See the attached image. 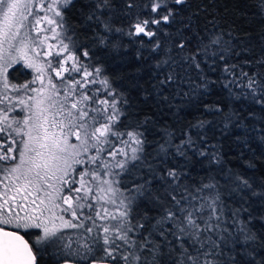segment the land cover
Masks as SVG:
<instances>
[{"label": "snow or ice", "instance_id": "1", "mask_svg": "<svg viewBox=\"0 0 264 264\" xmlns=\"http://www.w3.org/2000/svg\"><path fill=\"white\" fill-rule=\"evenodd\" d=\"M187 3L188 0H171L170 3L169 0H147L144 6L153 15L143 20L137 18L127 32L129 36L142 34L148 37L153 42V53L164 52L156 65L159 70L158 95L173 89L176 96L191 95L201 89L208 91L209 84L214 81L206 75L205 68L215 71L219 60L224 63V88L233 95L237 94L234 88L240 89L239 94L251 97L254 103L264 107V55L255 58L259 72L240 68L237 74L235 69L239 65L229 64L222 37L198 38L193 35L189 39L187 31H179V38L168 49L155 39L159 26L172 24L177 10ZM260 3L264 8V0ZM75 6L76 0H48L47 3L0 0V59H6L3 56L5 46L11 56L5 68L12 62L23 60L26 67L38 73L35 79L41 84L47 68L66 85L64 100L52 113L51 121L47 113L58 103L52 96L60 91L51 78L48 81L50 94L36 100V110L23 122L9 121L7 113L0 116V162H3L0 171L7 173L5 180L9 181L0 194V264H42L43 258L49 254L55 256L57 264H264V237L258 238L246 228H237L239 235L229 239L233 233L226 227L227 205L221 199L219 185L208 182L193 187L183 182L187 180L186 173L167 165L171 139L161 143L156 157L149 160L145 155L142 123L121 130L128 101L111 86L100 66L89 63L91 53L88 47L78 43L67 24L65 13ZM136 6L127 4L128 9ZM108 7V0H97L95 10L87 17L98 25L93 42L98 40L102 46L108 44L103 33L113 31L110 21L102 18L105 15L103 10ZM38 12H51L59 19L47 14L36 15ZM44 21L54 25L50 29L51 36L33 39L31 33L36 32L38 36L39 26ZM190 28V23L184 24V29ZM115 31L123 33L124 29L116 28ZM48 39L58 40L59 47L55 52L58 59H48L53 53L46 51L43 53L46 63L40 64L35 59L41 55L37 48ZM193 41L195 47H191ZM47 47L52 49L55 46L48 44ZM29 50L35 56H29ZM13 52L17 55L13 56ZM231 55L240 53L233 51ZM245 63L251 65L252 61L246 60ZM64 73L69 75L64 76ZM193 73L197 80L194 85ZM161 74L163 78H159ZM97 83L100 88L87 87ZM4 88L19 91L15 85L9 84L6 75ZM31 91L42 94L45 89L32 88ZM101 92L102 96H98ZM168 99L164 96V100ZM45 100L50 103L45 105ZM206 108L222 112L218 105H206ZM57 116L63 119L58 120ZM227 119L231 120V117ZM13 123L17 126L13 127ZM202 126L203 122L197 125ZM57 128L60 135L53 131ZM65 128L69 130L68 134H74L81 141L85 153L89 142L96 152L88 157L95 168H88L87 162L75 156L72 158L75 164L84 163L86 169L78 173L79 187H74L77 181L69 172V156L72 154L67 149L75 148V145H68ZM260 143L264 144V130L260 133ZM174 147L178 156L186 157L191 148L210 165L220 163L218 152L197 149L191 136ZM105 152L114 163L104 162L103 167L112 170L99 172L97 160L103 161L101 154ZM247 167L255 168V163L248 161ZM89 173L92 181L99 185L95 189L85 179ZM104 176L109 178L104 179ZM125 178L130 181L129 185H124ZM53 179L59 181L61 187L52 184ZM229 181L230 191L250 192L252 196L264 199V182L257 185L238 173H229ZM137 201H146L156 215L150 216L147 212L140 215ZM107 205H111L114 211H110ZM241 211L247 209L231 212L233 227L238 223ZM20 229H35L32 233L35 239H25ZM66 230L75 231L69 233ZM229 243L239 244L240 252L226 253Z\"/></svg>", "mask_w": 264, "mask_h": 264}, {"label": "trees", "instance_id": "2", "mask_svg": "<svg viewBox=\"0 0 264 264\" xmlns=\"http://www.w3.org/2000/svg\"><path fill=\"white\" fill-rule=\"evenodd\" d=\"M96 2L97 0H76L75 8L67 10L65 18L78 43L88 47L91 53L89 63L100 66L103 76L128 101L121 130H125V126L135 127L138 122L142 123L141 130L146 140L145 155L149 160L156 157L161 143L171 139L172 146L169 147L170 155L166 158V163L187 174L184 183L193 187L208 182L219 185L221 199L227 205L226 227L233 233L230 240L239 235L237 228H246L258 238L264 237V199L254 197L250 192L245 194L230 191L228 187L229 173H238L257 185L264 182V144L260 143V133L264 130V107L254 103L251 97L239 94L240 89L234 88L233 91L237 94L233 95L224 88V63L219 60L215 71L205 68L206 75L214 81L209 84L208 91L201 89L191 95L176 96L173 89L158 95L159 70L156 65L163 58L164 52L153 53V42L142 34L127 35L137 18L143 20L153 15L144 6L147 0H108L109 7L103 10L105 15L102 18L110 21L113 31L103 33L108 41L107 46L100 45L98 40L93 42L97 37L98 25L87 19L95 10ZM128 3L137 6L128 9ZM90 5L93 7H89ZM185 23H190V30L184 29ZM116 28H122L124 32L118 33ZM179 31H187L189 39L193 35L198 38L222 37L224 54L229 64L239 65L235 69L237 74L240 68L244 71H249L250 68L260 71L255 67V58L264 55V8L261 7L260 0H188L186 5L177 10L172 24L162 23L159 26L155 39H159L164 44V49H168L179 38ZM191 47H195V41ZM233 51L240 55H231ZM246 60L252 61V64H246ZM0 73H3L0 74V116L7 113L9 121L19 120L21 110L17 98L25 89L22 86L28 85L33 79V72L24 64L10 63L6 68L1 66ZM5 75L9 84L15 85L19 91L4 88ZM159 78H163V74ZM196 82L193 73V85ZM164 96L169 99L164 100ZM206 105H218L222 112L208 111ZM227 117H231V120ZM201 122L203 126L197 127ZM189 136L197 149L218 152L220 163L210 165L206 158L199 156L191 148L186 157L176 155L174 145ZM248 161L254 162L255 168L247 167ZM5 174V171H0V177ZM123 183L129 185L130 181L125 178ZM137 203L140 205L137 208L140 215L145 212L150 216L156 215V211L146 201ZM107 206L110 211H114L110 205ZM244 208L247 211L240 212L239 221L233 227L231 212ZM19 231L25 239H35L32 235L35 229ZM66 231L71 233L75 230ZM259 242L258 240L257 243ZM240 250L241 246L234 243H229L225 248L226 253H239ZM42 264H57V260L54 255L49 254L43 258Z\"/></svg>", "mask_w": 264, "mask_h": 264}, {"label": "rangeland", "instance_id": "3", "mask_svg": "<svg viewBox=\"0 0 264 264\" xmlns=\"http://www.w3.org/2000/svg\"><path fill=\"white\" fill-rule=\"evenodd\" d=\"M35 2L36 3H47L48 0H35ZM45 14H47L48 16H50V17H52L54 19H59V18L55 17L54 14L51 13V12H48V13L38 12V13H36V15H39V16H44ZM33 23H34V21H33ZM39 27H40L41 31H39L38 36H37L36 32H32L31 33V37L33 39H43L45 36H49L50 37L51 34H52L50 29L52 27H54V25H48L47 22L44 21V22L41 23V25ZM57 30L59 31V29H57ZM21 35H23V33H21ZM48 44H52L55 47L52 48V49H48V47H47ZM58 47H59L58 40L48 39L43 46L37 48V51H39L41 53V55L38 56V57H35V59L40 64H45L46 61H45L43 53L46 52V51H51L53 53V55L48 57V59H54V58L58 59V57H55V52H56V49ZM12 55L13 56L17 55V53L13 52ZM28 55L29 56H35V54L31 52V50H29ZM3 56L6 59H0V68H1V66H2V68L3 67L5 68V64H6L5 62H7L8 60H11V56H9V53L7 51V46H5V50L3 52ZM12 63H18V64H24L25 65V62L23 60H17V61L12 62ZM31 70L33 72V79L30 82H32L34 80H35V82L34 83H30L29 82L28 87L25 88L24 90H22L20 92V95L17 98V104L20 106L19 109L21 110V116H20L19 120L21 122H23L28 116H30L32 114V111L36 110L35 109L36 100L41 99L42 97H46V96H48L50 94V86L48 84V81L51 78L53 83L57 84L59 86V89H60L59 92H57L55 95L52 96V99L58 102L56 107L49 108V111L47 113L48 114V119H49V121H51L53 119L52 113L56 112L57 107H59V103H62L63 100H64L63 92L65 90L66 85L62 84L61 80L56 78L55 74L51 73L50 69H47V68L45 69V72L47 74L43 77V84H41L40 80L35 79L36 76L38 75V73L35 72L33 69H31ZM63 75L64 76H68L69 73H64ZM72 75H76V74L72 73ZM42 87L45 89V91L42 94L39 91H37V92L31 91L32 88H35V89L39 90ZM87 87L89 89H95V88H100L101 85L99 83H97V84H94V85H88ZM97 95L98 96H102V92L98 93ZM32 98H35V99H32ZM21 100L24 101L23 104L20 103ZM49 103H50L49 100H45V105H48ZM30 109H31V111H30ZM56 119L60 120V119H63V117L62 116H57ZM16 126L17 125L14 123L13 127H16ZM24 130L27 131L26 128ZM53 131H55L57 133V135H60V129L59 128L53 129ZM64 132L67 135V143H68V145H75V148L69 147L67 149V152L72 154V156H69V163L71 164V168H69V172L71 173V175L77 181V183L74 185V187H79L80 186V184H79L80 175L78 173H82L86 169H85L84 163L75 164V163L72 162V158H73V156H75L76 159H80L82 162H87L88 168H95V165L91 164L88 161V157L92 156V155H96V152H95V149H93L91 147V142H89L87 153H85L83 151V146L81 145V141L77 140V138H76V136L74 134H68L69 130L67 128L64 129ZM16 138L18 140L20 139V137H16ZM81 138L83 139L82 134H81ZM117 147H120V145H117ZM101 155L104 157V160L103 161H100L99 159L97 160V163L100 164L99 172L111 171L112 169H107V170L104 169L103 163L104 162L114 163L113 158L110 157L106 152L102 153ZM116 159H122V157H116ZM73 170H75V171H73ZM6 175H7V173L5 175H1V177H0V194H3V192L5 191L4 185L6 183H9V181L5 180V176ZM108 178H109L108 176H104V179H108ZM85 179L89 181L90 185L94 189L99 186L96 181H92L91 173H89V176L85 177ZM51 183L54 184L57 188L61 187L59 181H57L56 179H53L51 181ZM65 191H67L66 188H65ZM72 195H76V193H72ZM59 203H61L62 206H66V205H63L62 201H60ZM58 211L59 210L57 209V212ZM85 211H86V209H85ZM68 218L70 219V217H68ZM56 223L59 224V221H56ZM20 230H25V229H20Z\"/></svg>", "mask_w": 264, "mask_h": 264}, {"label": "water", "instance_id": "4", "mask_svg": "<svg viewBox=\"0 0 264 264\" xmlns=\"http://www.w3.org/2000/svg\"><path fill=\"white\" fill-rule=\"evenodd\" d=\"M21 234V233H20ZM22 235V234H21ZM23 236V235H22ZM24 237V236H23ZM25 238V237H24Z\"/></svg>", "mask_w": 264, "mask_h": 264}]
</instances>
